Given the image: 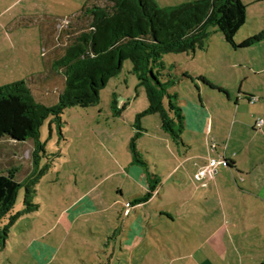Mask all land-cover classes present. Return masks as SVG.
Returning <instances> with one entry per match:
<instances>
[{
  "label": "rangeland",
  "instance_id": "obj_1",
  "mask_svg": "<svg viewBox=\"0 0 264 264\" xmlns=\"http://www.w3.org/2000/svg\"><path fill=\"white\" fill-rule=\"evenodd\" d=\"M89 4L0 0V87L24 81L37 102L55 105L64 78L60 71L43 77L42 30L73 20ZM88 25L86 17L73 21L64 29L63 42L70 41L68 31L78 34ZM259 29H264V18L252 7L235 41L242 43L247 30L253 34ZM208 32L204 49L162 58L160 79L167 93L176 95L185 118L182 140L190 148L162 131L158 114H144L137 121L148 99L130 61L100 91L97 105L64 111L62 134L54 126L50 133L51 118L44 121L39 137L44 151L35 170L32 140L1 139L0 172L17 168L19 183L34 172L38 209L21 214L10 228L6 243L0 244V264L264 263V127L259 126L264 121V41L235 50L215 27ZM247 97L257 101L249 103ZM164 103L168 105L167 97ZM137 134L145 165H133L129 145ZM225 155L240 171L251 172L245 182L241 174L225 171ZM211 163L218 170L212 185L198 190L207 180L196 182L195 176ZM177 166L171 177L179 190H162L168 202L157 197L141 209L150 194L148 179L168 178ZM24 199L22 186L14 214L23 211Z\"/></svg>",
  "mask_w": 264,
  "mask_h": 264
},
{
  "label": "trees",
  "instance_id": "obj_2",
  "mask_svg": "<svg viewBox=\"0 0 264 264\" xmlns=\"http://www.w3.org/2000/svg\"><path fill=\"white\" fill-rule=\"evenodd\" d=\"M73 20L59 24L58 28L42 30L43 57L46 75L61 72L64 88L58 102L45 106L37 102L31 88L18 81L0 87V141L8 138L23 143L32 140V165L39 166L41 144L40 129L44 121L51 118L53 126L62 134V115L70 107L88 108L100 102V91L122 71L126 61L133 65L140 86L145 89L148 108L143 114H158L161 129L172 141L184 144L182 134L185 118L176 104V95L167 93L162 76V58L167 54H195L205 48L213 26L221 32L225 41L235 50L246 49L264 41V31L237 43L235 37L247 22L245 0H196L173 8H162L155 0H88ZM87 18L88 28L78 34H68L69 43L63 42L65 27L75 20ZM62 25V26H61ZM62 27L61 29L59 27ZM61 53L55 59V53ZM48 56V57H47ZM51 76V75H50ZM168 98V105L164 98ZM251 103L252 97H247ZM129 148L133 164L145 165L140 159L135 140ZM228 165V161L225 162ZM34 173V172H33ZM33 173L23 182L16 181L17 168L0 172V244L6 243L10 228L21 214L38 209L33 197L35 180ZM25 187L24 209L13 213L20 188ZM150 194L142 199L146 201ZM264 264V263H263Z\"/></svg>",
  "mask_w": 264,
  "mask_h": 264
},
{
  "label": "crops",
  "instance_id": "obj_3",
  "mask_svg": "<svg viewBox=\"0 0 264 264\" xmlns=\"http://www.w3.org/2000/svg\"><path fill=\"white\" fill-rule=\"evenodd\" d=\"M156 1V3L159 5V6H162L163 8H170V7H173V6H179L178 4H182V3H178V4H176V3H174L173 5H168V6H166V5H164V4H162L161 2H164L165 0H163V1H160V0H155ZM193 1V0H192ZM179 2H181V1H179ZM245 4H246V6H247V15H249L250 14V9L252 8V7H258V11H259V15H260V17H263L264 18V0H245ZM51 28V27H50ZM48 30H47V35L49 34V28H47ZM260 30V32H262V31H264V29H259ZM258 31H254V35H257V34H259V33H257ZM252 33H250V31L249 30H247V35H248V38H250L251 36H254ZM238 43V42H237ZM254 126V128H256L255 127V124L253 125ZM264 127V126H263ZM256 132V131H255ZM257 133V132H256ZM183 146H186V147H189L190 148V146L189 145H186V144H183ZM227 156L225 155V157L222 159V162L224 163V165H225V168H226V172H228V173H239V174H241L242 176H243V178H242V182H245V178L244 177H248V176H250L251 175V172H249V171H240L239 170V167H238V165H237V163L234 161V160H228L227 158H226ZM188 160H190L189 158H188ZM226 161H228V165H226L225 164V162ZM250 163H245V167H246V165L248 166ZM134 165V164H133ZM207 167H209V166H207ZM206 167V168H207ZM216 167V166H215ZM215 167H213V168H215ZM213 168H211V171L208 173V175L205 177V178H207V179H205L204 178V180H201V181H199V182H204L205 180H207V181H205L202 185H197V188H198V190H203V191H205V189H207L208 187H211V185H212V178H213V175H216V173L218 172V170L216 169H213ZM178 169V166L177 167H175L172 171H170L169 170V172H170V175H169V177L167 178H165V177H163L164 179H158L157 177H153V179L152 180H150V178L148 179V183H149V185H148V187H149V193H150V198H149V200L146 202V201H143L142 202V205H141V209H144L145 208V206H147L148 204H150L153 200H155V199H157V197L160 199V200H164V201H169L170 200V198L169 197H167L165 194H166V192H168V191H170V190H172L173 192L175 191V190H179V186L178 185H176V183L175 182H172V178L173 177H171L172 176V173L175 171V170H177ZM246 172V173H245ZM171 177V178H170ZM209 178V179H208ZM214 178H216L215 179V182H216V188H215V190H216V192L218 193V195L219 196H221V187H220V183L218 182V179L219 178H217V176H214ZM195 180V179H194ZM214 180V179H213ZM182 181H184V182H186V180L183 178L182 179ZM196 181V180H195ZM235 181H237V179L235 178ZM172 182V183H171ZM197 182V181H196ZM154 184V185H153ZM167 184H169L170 186H167ZM225 184L226 185H228V186H230V183H229V181H227V182H225ZM164 191L165 192V194L164 195H161V191ZM118 194L119 195H122V191H118ZM166 196V197H165ZM162 201H160V202H162ZM167 202H163L164 204L165 203H167ZM141 204V203H140ZM162 203H160V205H161ZM199 204V203H198ZM159 205V206H160ZM192 205H197V204H194V203H192ZM161 208V207H160ZM167 208V207H166ZM138 209V208H137ZM161 209H163V207L161 208ZM197 209V208H196ZM167 210V209H166ZM197 212H198V210H197ZM136 213L139 215V217H141V214L139 213V211H137L136 210ZM177 214V213H176ZM122 216V215H121ZM130 216V214L128 213V215H127V217H129ZM214 235V234H213ZM211 236L210 237V240L211 239H213L214 238V236ZM214 244V243H213ZM201 262H202V260H201Z\"/></svg>",
  "mask_w": 264,
  "mask_h": 264
},
{
  "label": "built area",
  "instance_id": "obj_4",
  "mask_svg": "<svg viewBox=\"0 0 264 264\" xmlns=\"http://www.w3.org/2000/svg\"><path fill=\"white\" fill-rule=\"evenodd\" d=\"M257 100H255L254 98L252 99V101H251V103H255ZM259 126H260V128H262L263 126H264V121L263 120H261L260 122H259ZM215 165H217V164H215V163H211L210 165H209V167H207V168H205V169H202L196 176H195V180L197 181V182H199V181H201L202 179H204L207 175H208V173L211 171V168H213Z\"/></svg>",
  "mask_w": 264,
  "mask_h": 264
}]
</instances>
